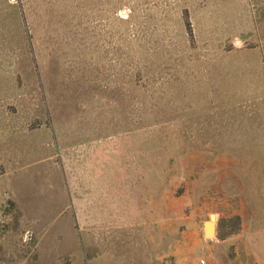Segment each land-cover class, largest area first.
<instances>
[{
    "label": "rangeland",
    "instance_id": "1",
    "mask_svg": "<svg viewBox=\"0 0 264 264\" xmlns=\"http://www.w3.org/2000/svg\"><path fill=\"white\" fill-rule=\"evenodd\" d=\"M202 260L264 264V0H0V264Z\"/></svg>",
    "mask_w": 264,
    "mask_h": 264
},
{
    "label": "water",
    "instance_id": "2",
    "mask_svg": "<svg viewBox=\"0 0 264 264\" xmlns=\"http://www.w3.org/2000/svg\"><path fill=\"white\" fill-rule=\"evenodd\" d=\"M213 216L214 215H211L208 220L204 221L201 224L203 236L205 238L217 237L218 224H217V220L216 222L213 221Z\"/></svg>",
    "mask_w": 264,
    "mask_h": 264
},
{
    "label": "built area",
    "instance_id": "3",
    "mask_svg": "<svg viewBox=\"0 0 264 264\" xmlns=\"http://www.w3.org/2000/svg\"><path fill=\"white\" fill-rule=\"evenodd\" d=\"M201 264H205V260H202V261H201Z\"/></svg>",
    "mask_w": 264,
    "mask_h": 264
},
{
    "label": "bare ground",
    "instance_id": "4",
    "mask_svg": "<svg viewBox=\"0 0 264 264\" xmlns=\"http://www.w3.org/2000/svg\"><path fill=\"white\" fill-rule=\"evenodd\" d=\"M213 221L215 222V219H213Z\"/></svg>",
    "mask_w": 264,
    "mask_h": 264
}]
</instances>
